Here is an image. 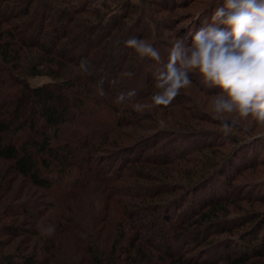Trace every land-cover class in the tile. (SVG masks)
<instances>
[{"label":"trees","instance_id":"1","mask_svg":"<svg viewBox=\"0 0 264 264\" xmlns=\"http://www.w3.org/2000/svg\"><path fill=\"white\" fill-rule=\"evenodd\" d=\"M49 1L53 4L0 0V232L5 235L0 240V264H197L177 249L183 234L197 244L213 228L216 233L231 232L253 218L247 236L263 230L258 214L247 215L238 224L224 222L227 230H223L215 223L224 212L220 203L179 237L157 229L161 228L157 221L149 224L142 212H132L125 200L116 197L114 183L121 171L115 160L111 165V156L117 150L124 158L138 146H118L122 129L135 122L129 116L133 107L129 111L123 107L146 97L139 78L143 76L132 69V77H123L122 69L133 67L118 68L115 62L125 55L126 41L135 32L124 30L117 20L89 27L74 17L77 10L72 6L70 14L65 6L55 5L67 0ZM18 30L38 33L26 39L16 35ZM38 77L49 81L29 82ZM133 91L135 95L129 96ZM121 94L123 100L116 103ZM26 185L44 192L49 200L33 198L25 207L19 205L28 195L22 188ZM170 188L161 185V190L147 193L154 199ZM128 217L137 218L136 226L121 229ZM24 218L47 221L39 229L28 220L20 223ZM186 223L175 221L174 229ZM107 228L111 232L101 237ZM146 229L150 235L155 232L158 245L146 237ZM259 237L253 240L260 243L251 239L245 251L227 246L223 264H264V235ZM15 238L19 242L10 246Z\"/></svg>","mask_w":264,"mask_h":264},{"label":"rangeland","instance_id":"2","mask_svg":"<svg viewBox=\"0 0 264 264\" xmlns=\"http://www.w3.org/2000/svg\"><path fill=\"white\" fill-rule=\"evenodd\" d=\"M46 2L52 3L49 0ZM57 3L56 6H65L70 14L72 11L69 5L75 8L77 11L74 17L89 27L112 25L117 20L121 28L127 32L133 30V37L150 43L160 56L159 60H154L148 56L142 57L132 48H126L125 55L115 60L118 68L133 67L122 69L124 72L129 71L120 75L130 78L134 73L131 72L133 69L139 76H143L139 78L144 81L142 87L145 99L136 98L123 108H128L129 111L133 104L147 105L141 112L133 109L134 113L132 110L129 116L135 122L123 128V138L117 139L122 140L118 146L124 149L138 144L136 151L123 158L115 150L111 156V165L118 164L121 171L120 179L114 183V189L118 193L116 197L125 200L132 212H142L149 224L157 221L161 226L157 229L172 231L179 237L182 232L192 228L190 224L194 227V223L203 214L206 216L212 207L220 203L224 205V212L219 214L221 217L215 223L223 230H227L224 226L226 223L238 224L247 215L262 216L264 225V125L251 116L240 118L236 112L214 113L211 100L219 93V89L204 82L195 69L189 70L192 84L181 89L180 95L171 105L157 106L151 100L159 91L155 87L156 76L164 70L172 44L178 37H185V42L190 43L191 34L209 20L222 0H67ZM47 17H44L45 21ZM31 32L18 30L16 35H24L26 39L36 38L38 32ZM139 64L142 65L141 68ZM47 81L49 79L46 77L29 79L33 85ZM126 112L123 115L126 116ZM223 124L231 127L228 135L224 134ZM188 126L192 129H188ZM107 148L113 150L117 147ZM166 184L172 188L162 189L165 192L154 199L149 197L147 192L161 190L160 186ZM22 188H26L23 190L28 194L22 197L24 201L19 204L23 207L26 206V200L33 198L42 203L49 200L38 189L29 185ZM137 194L143 198H136ZM101 209L99 207L96 213ZM136 219L128 217L127 221L122 220L121 229L136 226ZM7 220L11 222L10 219ZM26 220L28 219L24 218L20 223ZM46 221L47 218H38L28 220V223L40 229V225ZM175 221H179V225L183 221L187 223L174 229ZM252 221L254 218L250 222ZM250 222L240 227L236 225L231 232L216 233V228H213L209 231L210 234L205 232L207 238L200 239L201 242L197 244L183 234L182 239L177 242V249L179 246L184 258L193 259L197 264L200 260L205 262L203 264H223L227 246L237 252L244 249L255 235H259V238L264 235L263 229L247 236L252 230ZM116 228L118 229L117 226ZM205 228L206 226H202L199 230L203 231ZM109 231L108 228L102 230L101 237L105 238ZM146 233V237L152 238V242L158 245L154 240L155 232L150 235L146 229ZM3 237L5 235L0 232V240ZM205 240L211 241V245H205ZM18 242V238L10 239V246ZM258 243L260 241L253 240V244ZM177 249L175 246L173 252ZM248 252L249 249L246 250Z\"/></svg>","mask_w":264,"mask_h":264},{"label":"clouds","instance_id":"3","mask_svg":"<svg viewBox=\"0 0 264 264\" xmlns=\"http://www.w3.org/2000/svg\"><path fill=\"white\" fill-rule=\"evenodd\" d=\"M185 40L178 37L172 44L164 70L156 76L159 91L151 97L152 104L171 105L180 90L192 84L189 70L195 69L204 82L219 89L211 100L214 113L236 112L264 125V0H222L209 20L191 34V42ZM126 46L142 57L160 59L145 40L133 37ZM123 98L121 94L115 102ZM132 107L141 112L147 105ZM222 127L228 135L231 127Z\"/></svg>","mask_w":264,"mask_h":264}]
</instances>
